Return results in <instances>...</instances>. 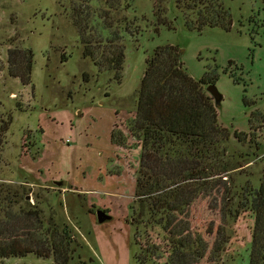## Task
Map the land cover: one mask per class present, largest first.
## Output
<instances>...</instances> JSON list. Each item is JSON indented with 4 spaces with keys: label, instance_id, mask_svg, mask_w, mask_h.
<instances>
[{
    "label": "rangeland",
    "instance_id": "obj_1",
    "mask_svg": "<svg viewBox=\"0 0 264 264\" xmlns=\"http://www.w3.org/2000/svg\"><path fill=\"white\" fill-rule=\"evenodd\" d=\"M70 1L0 0V227L7 228L9 216L22 207H36L46 220L71 226L76 263L143 264L135 256L148 250L146 264H170L167 257L174 253L188 255L194 264H250L254 216L242 194L249 182L259 186L264 169L259 121L255 140L250 135L252 112L264 113V0H225L232 28L201 32L189 28L173 5L167 13L170 28L157 24L154 0H131V9L120 7L114 14L127 15L134 31H124L119 79L84 57ZM89 4L76 3L85 14L96 7ZM163 45L182 50L195 78L207 71L218 74L219 120L231 131L220 146L228 171L216 175L213 188L201 192L184 214L177 213L189 226L188 238L170 237L159 221L162 212L151 213L149 203L136 195L142 148L128 124L136 114L146 60ZM27 48L34 59L32 83L26 85L10 71L9 59L14 51L13 62L23 69ZM235 131L248 135L239 141ZM113 135L125 143L117 144ZM227 189L234 197L224 210ZM99 209L112 218L100 223ZM219 228L224 234L218 252ZM0 264L56 263L28 254Z\"/></svg>",
    "mask_w": 264,
    "mask_h": 264
},
{
    "label": "trees",
    "instance_id": "obj_2",
    "mask_svg": "<svg viewBox=\"0 0 264 264\" xmlns=\"http://www.w3.org/2000/svg\"><path fill=\"white\" fill-rule=\"evenodd\" d=\"M79 1L94 3L96 7L89 8L90 12L85 14L76 5ZM70 4L71 18L83 45L84 57L91 58L101 71L113 70L119 79L126 57L124 31H134L127 15L116 18L114 14L121 8L131 9V0H71ZM169 5L184 14L191 29L201 32L207 27L232 28L233 16L225 0H154L157 24L173 28L167 19ZM104 29L109 32L106 36ZM15 55L11 51L10 56L15 58ZM23 57H27L23 69L17 67L18 61L9 59L10 71L27 85L32 83V48H27ZM233 63L231 61L229 67ZM217 79L218 74L208 71L201 79L195 78L185 66L178 47L158 46L146 60L136 114L128 124L130 135L142 148L136 195L149 203L151 213L162 212L159 221H163L164 230L173 238L184 234L189 237V226L179 220L177 213L184 214V209L191 207L201 192L210 185L213 188L217 181L214 177L229 169L221 160L220 146L230 140L231 131L220 122L216 100L207 90V85ZM256 121L264 128V113L260 110L251 115L252 140H255ZM247 135L234 132L239 141ZM262 138L264 147V136ZM113 140L120 145L125 143L122 136L113 135ZM259 143L258 149L261 148ZM231 193L230 189L223 193L224 210L233 200ZM242 195L244 207H248L254 216L250 264H264V169L259 186L249 182ZM238 210L239 207L235 213ZM228 211L232 213L231 208ZM9 218L8 227H0V260L35 254L43 259L53 258L56 264H88L82 260L74 262L78 244L69 224L59 223L53 217L46 220L42 210L36 207H22L19 213ZM222 234L224 230L219 228L218 252L223 250ZM149 256L146 250L143 256L137 254L135 257L146 264L150 261ZM167 260L170 264H194L193 259L183 253L171 254Z\"/></svg>",
    "mask_w": 264,
    "mask_h": 264
},
{
    "label": "water",
    "instance_id": "obj_3",
    "mask_svg": "<svg viewBox=\"0 0 264 264\" xmlns=\"http://www.w3.org/2000/svg\"><path fill=\"white\" fill-rule=\"evenodd\" d=\"M181 53H182V50H181ZM207 90L215 98L217 106H220L223 96H222V94H220L216 84L215 83L209 84L207 86ZM57 183H61V182L57 181ZM97 218H98V221L100 223H104V222L110 220L112 218V215L110 213H108L107 211H105V210L99 209V210H97Z\"/></svg>",
    "mask_w": 264,
    "mask_h": 264
}]
</instances>
